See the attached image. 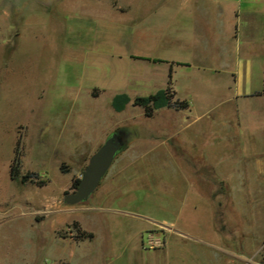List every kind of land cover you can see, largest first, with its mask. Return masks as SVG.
Returning a JSON list of instances; mask_svg holds the SVG:
<instances>
[{
	"label": "rangeland",
	"instance_id": "rangeland-1",
	"mask_svg": "<svg viewBox=\"0 0 264 264\" xmlns=\"http://www.w3.org/2000/svg\"><path fill=\"white\" fill-rule=\"evenodd\" d=\"M237 3L236 51L229 35ZM170 57L202 70L178 72L189 110L163 108L151 120L133 99L161 88L167 68L159 58ZM234 60L245 86H260L264 0H0V264L160 263L143 242L153 232L164 244L170 226L161 220L218 241L215 229L222 245L244 253L237 264H264V99H247L244 118H235L227 86ZM120 92L130 101L115 111ZM188 112L199 118L183 129ZM176 113L179 137L149 126ZM121 127L128 146L148 150L130 179L116 173L117 160L85 201L65 203L90 155ZM18 141L21 172L36 171L44 185L10 178ZM164 144L172 149L149 152ZM117 210L153 218L142 242L147 221ZM74 220L94 237L73 240ZM185 243L197 255L190 260L220 262L197 241Z\"/></svg>",
	"mask_w": 264,
	"mask_h": 264
},
{
	"label": "crops",
	"instance_id": "crops-1",
	"mask_svg": "<svg viewBox=\"0 0 264 264\" xmlns=\"http://www.w3.org/2000/svg\"><path fill=\"white\" fill-rule=\"evenodd\" d=\"M220 1L221 0H219V2ZM216 5L221 6V3H219V4L217 3ZM241 9H242L241 5H239L238 3H237V5H233L230 7L233 20H232V23L230 24L232 26V31H231L229 37H230V39H232L234 41V49L236 51L238 48V43L240 44V42H241V40H240L241 37H240L239 32H238V22H237V19L239 17V12L241 11ZM225 11L226 10L223 9L222 11H220L219 15L224 16ZM159 59L161 60L160 62H163L164 64H166L167 69L165 71V82L161 86V88H158L157 90L164 89L166 87L167 80H168V73H169V70L171 69V81H172L171 82V89L174 92V98H178L180 100H187L188 101V107L186 109H179V110L171 108V107H167V106L160 107L154 111V114L151 117H148V118H151V120L153 118H155L156 112L163 109V108H170V109H173L175 112H178L181 110H189L190 109V102L186 98L188 96L184 92L182 93L179 90L178 85H177L178 84V75H179L178 72L180 71V69L184 68V70H182V71L185 74H187L188 72H190L189 69L192 67L197 68L199 72L202 70L197 65L194 66L188 62L179 61V60L174 59L172 57L167 58V59H162V58H159ZM243 67H244V65L242 62L239 63L236 60H234V64L232 65V67L229 69V72H228L230 77H231V81H229L227 84L228 89L230 91V100H231L230 102L232 103V106L230 107V111L235 115V118H237V119H239L240 116H241V118H244L245 110H244L243 106H244V103L247 99H257V100H263L264 99V92H263V90H264V64H262L259 67V70L261 71L262 76H261V84H260V86H257V87H252L250 85L245 86L244 76H245L246 71L244 70ZM249 72H250V65L248 64V73ZM157 90H155L154 92H156ZM154 92H151V93H154ZM189 113L190 112H188L185 116H183L185 119L184 125H182L183 129L185 127H189L190 125L195 124L199 118V115H194V114L190 115ZM177 115H178V113H176V115L173 116L171 119H167L166 117H163V119H160L158 122L152 121V124H150L149 126H152L153 131H155V132L156 131H162L164 129L165 133L168 134V136H175L176 135L179 137L181 132H179L178 129H172L173 127L171 126V122L175 119V117ZM238 125H240L239 120H238ZM138 137L139 136H137L135 138V140L138 139ZM234 137H237V135H234ZM169 146H172V145H165V144L164 145H153L152 146L153 148L150 147L149 152L154 151V150L158 149L159 147L171 150L172 148H170ZM139 147L140 146H130V145L128 146V144H127V146L121 152H119L121 155L118 158L115 157L116 159L114 158V161H112V163H111L110 167L108 168L107 172L105 173V175L111 170L114 163L117 162V160H120L119 163L117 164L116 169H115L116 173L118 174V173L124 172L123 178H122L124 183L127 179H130L131 168L132 167L135 168L137 161L140 160L144 155H146L148 153V150L143 151L142 149L140 150ZM179 151H180L182 159L186 162L187 165H189L190 167H191V165H194L193 162H191V163L188 162L187 156H189V154L187 152L181 150L180 148H179ZM192 168H193V166L191 167V169ZM194 183L196 186L197 183H196L195 178H194ZM204 196L208 200V213L211 216L212 227L214 229L213 216H212L213 215V204H212L213 201L210 198V196L206 195L205 193H204ZM229 202H230V199H228V203ZM228 206L229 205L227 204L226 209L228 208ZM100 207H102V206H100ZM117 211L119 213L129 214L135 218H142V219H145L147 221V225L143 229H141L139 232V239L142 242V233L144 231H146L147 229H149L151 227V224L155 222L153 220V218H149V217H146L144 215H141L138 213L128 212L125 210H117ZM226 213H227V211H226ZM161 222H165L170 226L169 230H167L165 232L163 246L158 247L156 249H145L146 251L152 250V252L154 254L159 253L160 255H162L164 257V259H162L160 263L158 262L155 264H203L200 259H197V257L195 258L196 260L195 259L190 260L191 255L194 257L197 255H193L192 253L186 251V250H189V248H187V243H185V240L197 241L199 243L202 251L206 252L209 256H211L213 258L214 257L218 258V260L220 261L218 264H221L222 259H224V261H226L228 264H237L238 262H241L245 257L244 253L241 252V250L239 253H237L236 248L231 247V246H227V245H222L221 239H220V234L215 229H214V231L217 234L218 241L217 240L216 241L209 240V239H206V238H203L200 236L199 237L194 236V234L184 230L179 225L177 226V223H175V222H171V221H167V220H161ZM79 224L81 226L80 222H79ZM82 228L85 229L84 227H82ZM85 230H87V229H85ZM87 231H91V230H87ZM91 232L93 233V231H91ZM93 237H94V233H93ZM172 239L175 242H177L178 244L177 243L174 244L173 242H171ZM88 240H90V239H88ZM81 241H83V240H81ZM170 242L172 243L173 246L177 245L176 246L177 249L173 248V250H172L171 249L172 245H169Z\"/></svg>",
	"mask_w": 264,
	"mask_h": 264
},
{
	"label": "trees",
	"instance_id": "trees-1",
	"mask_svg": "<svg viewBox=\"0 0 264 264\" xmlns=\"http://www.w3.org/2000/svg\"><path fill=\"white\" fill-rule=\"evenodd\" d=\"M171 69L168 73L167 85L164 89H159L154 93L147 95H137L133 99V104L141 106L143 108L144 115L151 117L154 111L160 107L167 106L174 109H186L188 107L187 100H180L174 98V92L171 89ZM264 92V90H263ZM130 101V97L124 93L120 92L115 94L111 99V106L115 111H121L124 109L125 105ZM129 131V129H128ZM21 150L19 149V141L15 148L14 157L9 165V176L12 180H19L21 183H33L37 186H42L46 183L45 179H42L36 171L27 170L21 172ZM61 171H65L63 165H60ZM80 178H74L71 183V187L75 188L78 186ZM73 233L70 237L75 241H81L86 239H92L93 233L83 229L77 220L71 223ZM69 264V263H65Z\"/></svg>",
	"mask_w": 264,
	"mask_h": 264
},
{
	"label": "water",
	"instance_id": "water-1",
	"mask_svg": "<svg viewBox=\"0 0 264 264\" xmlns=\"http://www.w3.org/2000/svg\"><path fill=\"white\" fill-rule=\"evenodd\" d=\"M128 137L127 127L116 128L107 135L105 141L90 155L76 189L63 194L65 203L83 202L95 191L116 155L127 146Z\"/></svg>",
	"mask_w": 264,
	"mask_h": 264
},
{
	"label": "built area",
	"instance_id": "built-area-1",
	"mask_svg": "<svg viewBox=\"0 0 264 264\" xmlns=\"http://www.w3.org/2000/svg\"><path fill=\"white\" fill-rule=\"evenodd\" d=\"M144 246L149 249H155L163 244L161 237H158L153 232H147L144 237Z\"/></svg>",
	"mask_w": 264,
	"mask_h": 264
}]
</instances>
